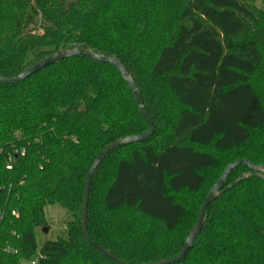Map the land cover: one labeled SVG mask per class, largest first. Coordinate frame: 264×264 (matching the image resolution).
Listing matches in <instances>:
<instances>
[{"label": "trees", "instance_id": "obj_1", "mask_svg": "<svg viewBox=\"0 0 264 264\" xmlns=\"http://www.w3.org/2000/svg\"><path fill=\"white\" fill-rule=\"evenodd\" d=\"M78 46L123 63L155 124L94 172L91 238L129 264L174 257L227 166L264 163V0H0V75ZM147 130L119 69L86 55L0 83V264H117L84 236L86 177L107 145ZM247 174L176 264H264V171L241 164L224 188ZM204 191L199 205L183 198ZM54 204L67 236L39 245Z\"/></svg>", "mask_w": 264, "mask_h": 264}, {"label": "water", "instance_id": "obj_2", "mask_svg": "<svg viewBox=\"0 0 264 264\" xmlns=\"http://www.w3.org/2000/svg\"><path fill=\"white\" fill-rule=\"evenodd\" d=\"M74 55H86L90 58H93L98 61L102 62H107L115 65L119 71L121 72L123 78L130 84V87L132 88L137 102L139 104L140 111L144 118L146 119L148 123V130L145 134L143 135H133V136H127L123 137L121 139H118L117 141L107 145L103 150H101L96 158L94 159L93 163L91 164V167L88 171L87 177H86V182H85V190H84V199H83V205H82V215H81V222H82V229L84 236L86 237L87 241L97 250L102 252L104 255L115 261L117 264H129L123 261L121 258H119L117 255L112 253L110 250L105 248L104 246L98 244L96 241H94L91 238L89 228H88V223H87V215H88V205H89V197H90V188H91V181L94 172L96 171L97 167L101 163V161L105 158V156L110 153L111 151L115 150L118 147H121L122 145H127L133 142H140V141H146L149 138L153 136L155 133V124L151 116L149 115V112L146 108L145 102L141 97V94L139 92L138 85L136 81L134 80L133 76L128 72V70L125 68L123 63L117 59L116 57L110 55V54H102L98 51H95L91 49L90 47L87 46H78V47H73V48H63L61 47L55 54L50 55L35 64H33L30 68H28L26 71H23L22 73L13 76V77H5L0 75V83H5V84H16L19 83L33 74L37 73L39 70L42 68L54 64L60 60H63L65 58L74 56ZM241 164H246L248 165L251 169L255 170L257 173L260 171H264V163L262 164H253L247 159H239L236 160L235 162L229 164L227 168L224 170L222 176L218 179L212 190L209 192L207 197L205 198L201 209L199 213L198 220L196 224L194 225L193 229L191 230L190 234L186 238V241L184 243L182 251L171 258L158 261V262H151V263H143V264H176L181 261H183L187 255L189 254L193 244L201 234L204 224H205V219L208 211V207L210 204H212L218 197H220L222 194H224L227 190L233 188L238 182H240L243 179H246L250 176V174L244 175V177L237 182H234L230 185H228L226 188H224L227 178L231 171L241 165ZM44 231L48 232L49 227H44Z\"/></svg>", "mask_w": 264, "mask_h": 264}, {"label": "rangeland", "instance_id": "obj_3", "mask_svg": "<svg viewBox=\"0 0 264 264\" xmlns=\"http://www.w3.org/2000/svg\"><path fill=\"white\" fill-rule=\"evenodd\" d=\"M254 3L258 6H261V0H253ZM41 23V16L38 15L36 18V25H40ZM228 155V154H227ZM210 176L209 183L212 185L217 180L216 178L222 173L220 170H214L212 171ZM96 192H99L96 191ZM205 191L201 194L192 195L189 193H186L183 195V198L190 203H194L199 205L200 200L202 199ZM46 216L47 220L49 222V231L45 232L44 227H37L36 228V236H37V242L39 245H42L47 240H54L58 237H66L67 236V230H66V222L71 219L70 213L61 205V204H54L50 205L46 209Z\"/></svg>", "mask_w": 264, "mask_h": 264}, {"label": "built area", "instance_id": "obj_4", "mask_svg": "<svg viewBox=\"0 0 264 264\" xmlns=\"http://www.w3.org/2000/svg\"><path fill=\"white\" fill-rule=\"evenodd\" d=\"M11 168V165H8ZM20 264H41V256L37 255L34 258L20 262Z\"/></svg>", "mask_w": 264, "mask_h": 264}]
</instances>
